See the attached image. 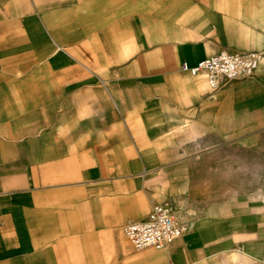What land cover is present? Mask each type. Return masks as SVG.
<instances>
[{
	"label": "crops",
	"instance_id": "0c3cea01",
	"mask_svg": "<svg viewBox=\"0 0 264 264\" xmlns=\"http://www.w3.org/2000/svg\"><path fill=\"white\" fill-rule=\"evenodd\" d=\"M156 1L0 0V264H264V61L212 89ZM163 202L189 230L136 250Z\"/></svg>",
	"mask_w": 264,
	"mask_h": 264
},
{
	"label": "built area",
	"instance_id": "2783aa9c",
	"mask_svg": "<svg viewBox=\"0 0 264 264\" xmlns=\"http://www.w3.org/2000/svg\"><path fill=\"white\" fill-rule=\"evenodd\" d=\"M263 61L262 50L240 52L222 48L194 66L182 63L181 69L192 75L205 73L209 86L217 89L223 81L253 76ZM188 230L189 225L178 218L170 202L154 204L147 219L133 221L124 228L136 250L168 248Z\"/></svg>",
	"mask_w": 264,
	"mask_h": 264
},
{
	"label": "rangeland",
	"instance_id": "374dc122",
	"mask_svg": "<svg viewBox=\"0 0 264 264\" xmlns=\"http://www.w3.org/2000/svg\"><path fill=\"white\" fill-rule=\"evenodd\" d=\"M170 1H156L163 10L156 9L148 16L170 21L167 14ZM179 4L181 11L193 10L187 23L201 28L204 33L215 34L224 45L222 48L239 51L259 48L264 51V0H180ZM260 178L262 181L264 175ZM262 182L264 192V180Z\"/></svg>",
	"mask_w": 264,
	"mask_h": 264
}]
</instances>
